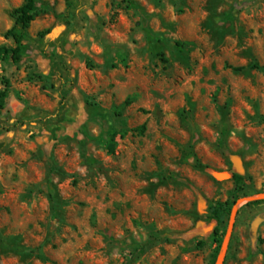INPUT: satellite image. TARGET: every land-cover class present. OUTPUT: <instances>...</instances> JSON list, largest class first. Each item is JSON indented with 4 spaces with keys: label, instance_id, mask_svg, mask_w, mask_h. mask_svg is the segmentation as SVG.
<instances>
[{
    "label": "rangeland",
    "instance_id": "1",
    "mask_svg": "<svg viewBox=\"0 0 264 264\" xmlns=\"http://www.w3.org/2000/svg\"><path fill=\"white\" fill-rule=\"evenodd\" d=\"M25 1L0 0V46ZM37 5L0 61V264H217L233 173L264 195V0ZM262 215L239 205L224 264H264Z\"/></svg>",
    "mask_w": 264,
    "mask_h": 264
},
{
    "label": "trees",
    "instance_id": "2",
    "mask_svg": "<svg viewBox=\"0 0 264 264\" xmlns=\"http://www.w3.org/2000/svg\"><path fill=\"white\" fill-rule=\"evenodd\" d=\"M40 15V11L38 9L37 0H26L24 4L20 7L16 8L12 14L13 18L15 19V25L7 32L8 37H12L15 41L14 47L8 46H0V61H7L11 60L14 63H19L22 61L24 52H25V40H24V33L23 31L28 29L33 21ZM4 88L0 90V114L5 112L8 106L7 100L9 97V91L11 88V82L8 78H5L4 81ZM146 126L143 125L140 128L141 132H144ZM114 142H115V135L112 137V144L110 145V151H114ZM236 187V198L234 203L239 197V194L244 189V177L239 173H233L232 175ZM231 201H228L226 204H230ZM225 207L224 204L221 202H216L212 205V216L213 220H216L218 223H223L225 220L224 212ZM231 211L229 209L228 213ZM214 238L216 242L219 244L217 247L215 260L219 254V251L222 247L223 237L221 232V227L218 225L214 229Z\"/></svg>",
    "mask_w": 264,
    "mask_h": 264
},
{
    "label": "water",
    "instance_id": "3",
    "mask_svg": "<svg viewBox=\"0 0 264 264\" xmlns=\"http://www.w3.org/2000/svg\"><path fill=\"white\" fill-rule=\"evenodd\" d=\"M246 200L249 202H253V201H257V200H264V195H260V196H256V197H249L247 199H240L236 202V204L232 210L228 232H227L226 238L222 244L221 252H220L219 260H218L217 264H224V262L226 260V256H227V253L229 250L230 241L232 238V234L234 231V227H235V223H236V219H237V215H238V211H239V205L243 201H246ZM263 222H264V215H262L261 217L256 219V221L254 222V226H253L254 230H256L259 227V225Z\"/></svg>",
    "mask_w": 264,
    "mask_h": 264
}]
</instances>
